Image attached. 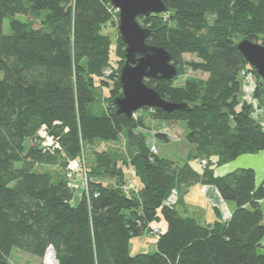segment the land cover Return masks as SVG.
<instances>
[{
  "label": "trees",
  "instance_id": "1",
  "mask_svg": "<svg viewBox=\"0 0 264 264\" xmlns=\"http://www.w3.org/2000/svg\"><path fill=\"white\" fill-rule=\"evenodd\" d=\"M165 3L167 11L139 21L178 73L145 82L186 108L146 107L127 116L115 113L126 44L118 30L112 56V36L104 32L113 22L109 0H0V264H13L14 247L43 259L49 246L59 264H264V179L257 184L250 167L216 172L264 150V80L253 69L256 101L242 100L241 71L249 65L237 46L242 38L264 44V0ZM110 67L115 71L106 75ZM187 68L208 76L177 84ZM147 116L184 126L192 146L187 161L151 150L153 136L170 135L151 134ZM121 138L128 155L95 148L77 196L68 173L74 161L83 171L86 144ZM195 183L214 185L235 202L228 220L202 223L178 210ZM160 220L166 226L156 225ZM156 226V251L131 254L130 240Z\"/></svg>",
  "mask_w": 264,
  "mask_h": 264
},
{
  "label": "water",
  "instance_id": "2",
  "mask_svg": "<svg viewBox=\"0 0 264 264\" xmlns=\"http://www.w3.org/2000/svg\"><path fill=\"white\" fill-rule=\"evenodd\" d=\"M119 10V31L126 44L125 63L120 68L118 81L122 92L114 98L116 114H133L143 108H161L167 112L185 109L183 103L165 99L145 80L170 79L178 70L170 52L162 46L149 44L150 29L139 17L167 11L165 0H109ZM250 68L264 80V44L250 38L237 42Z\"/></svg>",
  "mask_w": 264,
  "mask_h": 264
},
{
  "label": "rangeland",
  "instance_id": "3",
  "mask_svg": "<svg viewBox=\"0 0 264 264\" xmlns=\"http://www.w3.org/2000/svg\"><path fill=\"white\" fill-rule=\"evenodd\" d=\"M119 10L113 8L112 10V14H113V22L109 23L105 28H104V32L111 34L112 36V56H115V48L117 46V36H118V30H119ZM15 17L19 18V19H24V15L18 14ZM39 22H37L38 24ZM3 30L5 33H9L10 32V18L7 17L4 20V26H3ZM257 42H261V41H257ZM262 43V42H261ZM120 59V57L116 56V60L113 64V67L117 68L119 67V61L117 60ZM185 58L189 59V60H193L196 59V56L194 54H190V53H186L185 54ZM174 63V62H173ZM208 76V73L203 72V71H195L191 68H187L186 73L183 76L179 77V80L176 81L177 84H181L184 82V79L186 77H195V78H200V79H205ZM256 74H254L253 78H248L245 79L243 78V91H242V100L243 101H253L255 102L256 100L253 99V95L246 93V88L249 91L250 87L254 86L255 81H256ZM252 83V84H251ZM246 86V87H244ZM255 87V86H254ZM253 87V90H254ZM252 91V88H251ZM108 89L104 90V94H107ZM251 93V92H250ZM245 98V100H244ZM146 124H147V130L151 133V134H156V133H168L170 136H173L174 139H171L169 141H164L161 138H157L153 136V139L157 145V147H160V151H161V155L164 157H169L170 159L173 160H178V161H187V159H189V151L190 148L192 149V146L190 145V143L187 140L186 137V131L183 130L181 123L180 122H168V121H161V120H153L151 119L149 116H147L146 118ZM179 139V140H178ZM109 144V145H108ZM105 147H109L111 150L115 151V150H119V153L121 156H127V147H126V143L125 140L123 138H121L118 141H111V142H107L105 140H97L94 144H86L85 147V151H84V158H85V165H82V170L83 171H79L78 167L76 166V168H72L71 170H75L76 173L74 172V176L76 177V181L73 183L74 186V190L77 194V196L79 195V192H81V189L84 188V186L86 187L87 185V172H86V166L89 168L90 165L92 164V159L94 156L93 150L96 149H103ZM157 148V150H158ZM181 162V163H184ZM190 162L196 167V169L198 170H202L203 166L200 162L199 159H196L194 157L191 158ZM85 173H86V177H85ZM131 176V172L130 170L127 168L126 169V178L129 179V177ZM136 180L138 181V179L136 178ZM178 209H181V206H178ZM160 222V223H159ZM158 223H156V225H160L162 227H164V221L160 220ZM156 251V244H155V235L154 233L151 235L150 234H143L140 236H136L133 237L130 240V253L131 254H136L139 252H154ZM56 260L58 261L57 257ZM10 261L13 264H43V259H39V258H34L28 254H26L25 252H23L21 249L14 247L12 249L11 252V256H10ZM59 264V263H58Z\"/></svg>",
  "mask_w": 264,
  "mask_h": 264
},
{
  "label": "crops",
  "instance_id": "4",
  "mask_svg": "<svg viewBox=\"0 0 264 264\" xmlns=\"http://www.w3.org/2000/svg\"><path fill=\"white\" fill-rule=\"evenodd\" d=\"M253 87L251 86L249 91L246 88L245 92L252 94ZM180 126H182L184 130V126L182 124ZM171 139H174L173 136H170V140ZM159 154L161 155L160 147ZM241 167L253 168L256 173V182L257 184H260L264 179V150L257 153L242 154L236 159L218 166L216 168V172L219 175H224ZM178 199L179 193L176 191L171 199V202H177ZM176 205L177 208L178 206H181V209H178L181 213L195 217L202 223H212L216 220L226 221L230 218L236 206L234 201L225 200L214 185L202 183L190 185L183 192L181 201L177 202ZM164 226H166V224H164ZM262 244L264 245V237L262 239Z\"/></svg>",
  "mask_w": 264,
  "mask_h": 264
},
{
  "label": "built area",
  "instance_id": "5",
  "mask_svg": "<svg viewBox=\"0 0 264 264\" xmlns=\"http://www.w3.org/2000/svg\"><path fill=\"white\" fill-rule=\"evenodd\" d=\"M114 8V7H113ZM116 9V8H115ZM115 71V68H113V67H110V68H108L105 72H106V75H111V74H113V72ZM241 74H242V76L245 78V79H248V78H253L254 77V74H255V72L253 71V69L252 68H245L244 70H242L241 71ZM151 150L152 151H154V152H156L157 151V146L156 145H152L151 146ZM76 166L78 167V163L76 162V161H74L72 164H71V167L72 168H76ZM76 170H77V168H76ZM74 172L76 173V171L75 170H71L69 173H68V176L72 179V181H73V183L76 181V177L74 176ZM85 177H86V173H85ZM129 187H133V182L132 181H130V183H129V185L127 186H125V188H126V190H127V188H129ZM159 230H160V227L159 226H156L153 230H152V234L154 233V235L155 234H157L158 232H159ZM52 251L53 252V254H54V262H55V264H58V261L56 260V252H55V250H54V248H53V246H49L48 247V249H47V251H46V254H45V256H44V258H43V264H46V259H47V254H48V252L49 251Z\"/></svg>",
  "mask_w": 264,
  "mask_h": 264
},
{
  "label": "bare ground",
  "instance_id": "6",
  "mask_svg": "<svg viewBox=\"0 0 264 264\" xmlns=\"http://www.w3.org/2000/svg\"><path fill=\"white\" fill-rule=\"evenodd\" d=\"M46 264H55V262H54V254H53V252L51 250L47 254Z\"/></svg>",
  "mask_w": 264,
  "mask_h": 264
}]
</instances>
